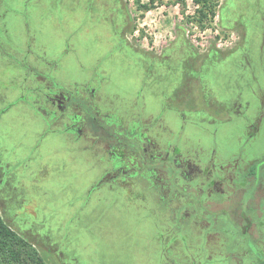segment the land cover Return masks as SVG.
Instances as JSON below:
<instances>
[{"label":"rangeland","instance_id":"1","mask_svg":"<svg viewBox=\"0 0 264 264\" xmlns=\"http://www.w3.org/2000/svg\"><path fill=\"white\" fill-rule=\"evenodd\" d=\"M214 4L0 0V216L47 264H262L264 0ZM259 181L249 242L213 213Z\"/></svg>","mask_w":264,"mask_h":264},{"label":"trees","instance_id":"2","mask_svg":"<svg viewBox=\"0 0 264 264\" xmlns=\"http://www.w3.org/2000/svg\"><path fill=\"white\" fill-rule=\"evenodd\" d=\"M154 4L155 0H151ZM196 5L199 6L198 16L200 19L208 18L209 14H212L215 17V12L212 9L215 6V2L219 0H194ZM148 8V7H146ZM255 171V170H254ZM256 175L254 174L253 177ZM254 185V198L253 200L247 199V203L244 205V196L242 200H237L234 196L228 204H223L220 206L221 209H226L227 217L231 222L241 230L243 236L248 239L249 242H253L252 236L250 237L248 233L251 232L254 223V214L252 212H257L260 215L262 205H258L260 198H258L259 184L256 182ZM240 198V199H241ZM252 222V224H251ZM251 224V225H250ZM260 261L264 264V258L262 255H258ZM258 257V258H259ZM0 264H47L43 259L39 251L35 248L33 244L25 240L12 228H10L0 216Z\"/></svg>","mask_w":264,"mask_h":264},{"label":"flooded vegetation","instance_id":"3","mask_svg":"<svg viewBox=\"0 0 264 264\" xmlns=\"http://www.w3.org/2000/svg\"><path fill=\"white\" fill-rule=\"evenodd\" d=\"M58 101L60 102V113H63V112H65L64 110H65V107H64V102H63V100H61V99H58ZM76 116H79V115H77V114H75ZM64 115H62V114H60V117H63ZM83 117V116H82ZM79 118V119H77V120H75L74 121V123L76 124L75 126H74V128H75V133H76V136H78L77 134H81V133H83V128L84 127H82V124H81V126H79L78 124H80V123H82L81 121H82V119L83 118ZM71 118H73V117H71ZM81 119V120H80ZM113 124H116V122L115 123H113ZM90 126H92V134H94V137L93 138H95V137H98V138H105L106 137V141H107V146L109 147V150H110V153L116 158V160H117V162L116 163H118L116 166L119 168V169H122V168H124V167H128V165L127 164H125V160L127 159V156H128V150H131L130 151V155L131 156H134V157H137V155L135 154H133V152L135 151L136 152V150L137 149H139V147H135V146H133L132 144H125L124 142H123V140L122 139H120V137H121V135L120 134H116V133H114V134H110L109 132H107L105 129H106V127L105 126H103V125H101L99 122H97L96 120H95V118H93L92 119V121L90 122ZM78 139V138H77ZM110 139H112V141L110 140ZM95 140V139H94ZM110 142H113V143H110ZM129 148V149H128ZM128 149V150H127ZM140 150H142L143 151V149H140ZM134 152V153H135ZM138 158V157H137ZM141 158H142V155H141ZM259 164V163H258ZM258 164L257 165H255V166H251V167H249V169L247 170V172H246V175H247V177H251V176H253V172L252 171H254V170H256L257 171V166H258ZM262 164V163H261ZM264 165V164H263ZM262 168V167H261ZM137 169L138 170H140V167H137ZM259 169H260V167H259ZM149 172H152V171H149ZM250 172H252L251 174H249ZM138 173V172H137ZM256 177V176H255ZM257 178H259V175L257 176ZM159 182H156V184H158ZM257 184H259V185H261V183H260V181L259 182H256ZM262 186V185H261ZM172 188H174V190H175V186H173ZM232 190V189H231ZM259 192H261V189H260V186H259ZM238 191H239V189H234L233 191H232V194H231V196H229L228 198H227V200L224 202V203H221V204H219V205H216L215 206V211H214V213H213V215H217V214H222V213H219V209H220V206L221 205H223V204H228L231 200H232V198L235 196L236 198H237V200H238V198L239 197H242L243 195H244V190H242L241 192H240V195L238 194ZM263 192V191H262ZM195 193V192H194ZM193 193V194H194ZM264 193V192H263ZM176 194H178V193H176ZM260 194V193H259ZM262 196V195H261ZM258 198H259V196H258ZM199 203V202H198ZM225 216H227L226 214H224ZM259 257V256H258ZM259 259H260V257H259Z\"/></svg>","mask_w":264,"mask_h":264}]
</instances>
